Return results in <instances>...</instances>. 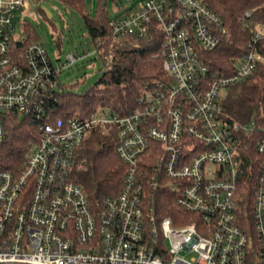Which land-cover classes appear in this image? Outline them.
Here are the masks:
<instances>
[{"label": "built area", "instance_id": "obj_1", "mask_svg": "<svg viewBox=\"0 0 264 264\" xmlns=\"http://www.w3.org/2000/svg\"><path fill=\"white\" fill-rule=\"evenodd\" d=\"M29 8V0H0V142L13 116L33 119L40 133L18 171L0 169V264H264V123L230 121L222 102L254 72L259 32L252 28L233 74L209 78L202 52L232 33L202 0L119 8L109 21L117 39L163 35L167 79L144 86L125 115L99 108L62 118L53 117L60 75L83 56L53 58L26 28L16 33L17 13ZM100 127L115 130L126 169L121 190L92 203L72 172ZM254 134L250 229L239 221L237 192L243 137ZM163 194L183 212L177 221L158 214Z\"/></svg>", "mask_w": 264, "mask_h": 264}, {"label": "trees", "instance_id": "obj_2", "mask_svg": "<svg viewBox=\"0 0 264 264\" xmlns=\"http://www.w3.org/2000/svg\"><path fill=\"white\" fill-rule=\"evenodd\" d=\"M61 1L81 13L89 35L95 42H100L96 44L97 54L105 68L99 81L83 93L62 85L58 99L53 101V117L85 116L99 108L125 115L137 106L144 86L167 79L160 55L161 33L151 30L143 37L129 36L136 41L128 43L117 39L111 31L109 21L112 16L107 9V0L105 4L103 0H98L96 13L88 9V0ZM202 1L232 33L231 39L222 41L211 51L202 52L208 67V77L231 75L235 71V61L249 49L254 35L252 28L259 32L258 27L264 26V0ZM41 11L49 18L44 8ZM247 11L251 12L250 16H246ZM26 30L35 37L30 26L26 25ZM259 34L255 45L260 57L254 72L227 89L223 98V106L230 121L249 123L255 120L264 123V34ZM39 137L36 121L27 117H11L6 124V136L0 142V169L18 171ZM116 138L115 130L107 133L104 127L94 129L76 152L72 179L83 187L92 203L116 195L122 188L126 168L116 151ZM256 138L257 134L243 137L246 174L237 192L239 221L250 229L254 185L249 179L248 168L255 156ZM163 195L158 199V214L170 215L177 221L178 214L183 212L171 205L169 195Z\"/></svg>", "mask_w": 264, "mask_h": 264}, {"label": "rangeland", "instance_id": "obj_3", "mask_svg": "<svg viewBox=\"0 0 264 264\" xmlns=\"http://www.w3.org/2000/svg\"><path fill=\"white\" fill-rule=\"evenodd\" d=\"M30 8L23 13L19 11L15 17L16 33H21L26 25L31 32L44 42L52 57L59 53L64 61L65 56L73 52L83 56L73 66L65 69L60 80L74 91L83 93L99 81L105 65L97 54L96 42L89 35L80 12L62 3L61 0H29ZM143 0H107V9L115 16L119 8L139 6ZM98 0H88V9L96 13ZM47 8L52 18H47L41 9ZM264 34V26L258 27ZM128 43L135 42L134 38L121 39ZM120 40V41H121Z\"/></svg>", "mask_w": 264, "mask_h": 264}, {"label": "water", "instance_id": "obj_4", "mask_svg": "<svg viewBox=\"0 0 264 264\" xmlns=\"http://www.w3.org/2000/svg\"><path fill=\"white\" fill-rule=\"evenodd\" d=\"M105 3H106V0H103V4H105ZM44 10L47 13L48 17L52 18V13L47 8H44Z\"/></svg>", "mask_w": 264, "mask_h": 264}]
</instances>
